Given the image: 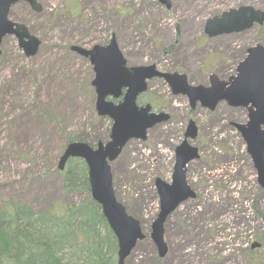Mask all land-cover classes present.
I'll return each mask as SVG.
<instances>
[{
  "label": "rangeland",
  "instance_id": "obj_1",
  "mask_svg": "<svg viewBox=\"0 0 264 264\" xmlns=\"http://www.w3.org/2000/svg\"><path fill=\"white\" fill-rule=\"evenodd\" d=\"M38 1L40 12L20 2L9 13L41 40L38 53L26 57L13 35L1 45L0 209L19 202L61 211L91 198L84 189L65 191L56 171L66 135L99 132L108 140L111 128V120L95 109L92 65L72 46L91 48L115 36L128 64H156L207 86L212 73L225 81L235 74L244 47L264 44V23L228 36L205 34L209 18L241 6L264 11V0H171L170 9L159 0ZM139 103L170 119L148 130L146 140L131 139L112 162L116 196L146 235L126 263L255 264L254 256L264 264V246L251 248L264 243V187L234 125L248 122L247 110L226 102L214 111L192 109L186 96H174L158 79L149 82ZM191 119L195 138L186 137ZM184 141L197 149L185 167L196 195L168 217V253L159 257L150 238L160 211L155 181L172 182L176 149Z\"/></svg>",
  "mask_w": 264,
  "mask_h": 264
},
{
  "label": "water",
  "instance_id": "obj_2",
  "mask_svg": "<svg viewBox=\"0 0 264 264\" xmlns=\"http://www.w3.org/2000/svg\"><path fill=\"white\" fill-rule=\"evenodd\" d=\"M159 1L168 9L171 8V0ZM19 2H27L36 12L43 9L38 0H0V47L4 37L14 35L25 56L32 57L38 53L40 39L25 24L9 19L11 7ZM255 23H264V11L242 6L210 18L205 31L213 37L244 31ZM71 49L89 58L93 65L94 79L91 83L96 94L95 109L99 116H107L112 120V127L109 140L99 142L96 147L84 141L68 143L59 159L58 168L64 170L67 162L73 158L85 161L91 196L101 205L104 217L118 241V264H125L137 242L143 240L145 235L139 221L129 215L116 198L110 163L117 159L131 139L146 140L149 129L169 119L165 112H152L150 104H137L138 96L147 90L148 80L164 79L173 94L186 95L192 107L197 101L210 110H214L221 101H227L234 107H248L251 104L248 123L236 126L247 143L248 152L258 170L260 185L264 187V129H261L264 125V46L258 45L249 50L250 55L238 65L237 75L230 78L228 83L212 75L210 86H192L185 74L165 73L157 70L155 64L127 67L115 37L106 46L95 45L92 49H86L75 45ZM123 89H126L125 93ZM121 95L123 99L117 104L107 100L109 96L118 98ZM196 135L197 128L191 120L186 137L195 138ZM195 156L197 149L184 141L176 149L172 183L156 179L160 211L152 224L151 239L160 257H164L168 251L164 228L166 220L183 201L195 197L185 176V167Z\"/></svg>",
  "mask_w": 264,
  "mask_h": 264
},
{
  "label": "trees",
  "instance_id": "obj_3",
  "mask_svg": "<svg viewBox=\"0 0 264 264\" xmlns=\"http://www.w3.org/2000/svg\"><path fill=\"white\" fill-rule=\"evenodd\" d=\"M78 133L66 135L63 149L75 140L97 144L108 135ZM56 171L65 191L90 190L84 161L72 159L64 171ZM116 252V238L91 198L61 211H37L19 202L0 209V264H116ZM252 259L259 263V257Z\"/></svg>",
  "mask_w": 264,
  "mask_h": 264
},
{
  "label": "flooded vegetation",
  "instance_id": "obj_4",
  "mask_svg": "<svg viewBox=\"0 0 264 264\" xmlns=\"http://www.w3.org/2000/svg\"><path fill=\"white\" fill-rule=\"evenodd\" d=\"M249 29H251V28H249ZM249 29H246V30H249ZM246 30H244V31H246ZM244 31H240V32H244ZM240 32H233V33H229V34H238V33H240ZM229 34H222V36H228ZM218 36H220V35H218ZM216 37V36H215ZM256 43H260V42H255V44ZM243 44V43H242ZM250 48V46H246V47H244V49H243V53H244V56L242 57V58H240L241 60L239 61V62H241L242 60H244L245 58H246V56H247V52H248V49ZM225 57V59H227V58H229L230 56H228V55H225L224 56ZM220 104V103H219ZM219 104L217 105V107L219 106ZM197 106H195V107H193L192 109H195ZM217 107L215 108V110L217 109ZM231 107V106H230ZM231 108H245L246 109V107H231ZM247 110V109H246ZM236 127V126H235ZM237 128V127H236Z\"/></svg>",
  "mask_w": 264,
  "mask_h": 264
}]
</instances>
